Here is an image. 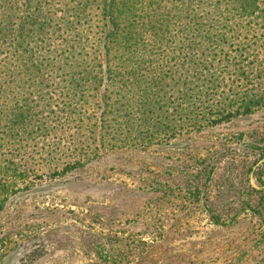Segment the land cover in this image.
I'll return each instance as SVG.
<instances>
[{
	"label": "rangeland",
	"instance_id": "1",
	"mask_svg": "<svg viewBox=\"0 0 264 264\" xmlns=\"http://www.w3.org/2000/svg\"><path fill=\"white\" fill-rule=\"evenodd\" d=\"M179 1L132 0L129 30L142 78L109 86L110 144L97 159L78 167L71 147L89 129L90 146L99 145L94 114L104 86L51 80L28 88L20 104L29 135L0 140V177L12 187L0 211V264H264V21H233L223 49L210 47L225 76L213 97L236 99L219 115L206 108L200 116L207 119L194 125L184 112L193 109L190 95L173 82L156 98L153 136L120 112L123 96L131 105L143 99L146 75L192 58ZM191 1L184 2L194 10ZM233 63L245 74L235 75ZM258 88L261 103L242 107Z\"/></svg>",
	"mask_w": 264,
	"mask_h": 264
},
{
	"label": "trees",
	"instance_id": "2",
	"mask_svg": "<svg viewBox=\"0 0 264 264\" xmlns=\"http://www.w3.org/2000/svg\"><path fill=\"white\" fill-rule=\"evenodd\" d=\"M184 1L180 0L176 6L182 24L191 34L184 48L192 51V58H186L182 65L177 63L175 70L159 67L146 75V86L140 93L143 99L138 103L128 104L127 97H122L127 105L120 112L126 124L136 126L146 136L157 133L155 119L160 115L155 114L156 98L171 82L179 86L183 96L190 95L188 102L193 104V109L189 107L184 112L194 125L207 119L200 116L206 108H215L219 115L222 106L235 103L236 99L229 94L222 99L213 97V92L225 82V76L219 71L221 67L215 66V58L209 56L210 47H216V52L223 49L233 21L250 20L253 24L264 21V0H192L196 3L194 10L188 9ZM132 5V0H0V99L5 112L2 118L0 115V122L4 121L0 140L17 136L23 139V135H29L26 107L20 104L27 100L28 88L45 85L46 81L49 85L51 80L72 86L88 83L104 86L95 103L97 112L93 113L99 129L96 134L99 145L90 146L94 131L89 129V135L71 147V160L79 167L97 159L101 151L106 152L110 144L108 116L113 113L108 101L109 86L136 84L142 78L143 61L136 46L137 35L129 30L127 12ZM92 21L94 28L86 33L85 26L91 28ZM164 38L162 34L158 37ZM232 66L235 75L245 74V65L233 63ZM260 91L263 93L258 88L255 95L241 99L242 107L261 103ZM208 96L210 99L205 100ZM199 109L203 110L199 112ZM168 126L163 124L159 128ZM122 140L127 143L134 139L125 136ZM3 173H7L5 165ZM11 188L0 177V211L8 204Z\"/></svg>",
	"mask_w": 264,
	"mask_h": 264
}]
</instances>
